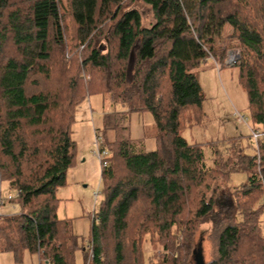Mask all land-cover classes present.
Wrapping results in <instances>:
<instances>
[{
	"label": "trees",
	"instance_id": "obj_1",
	"mask_svg": "<svg viewBox=\"0 0 264 264\" xmlns=\"http://www.w3.org/2000/svg\"><path fill=\"white\" fill-rule=\"evenodd\" d=\"M138 2L150 6L151 26ZM226 24L243 52L236 66L263 138L245 152L232 136L242 152L214 149L209 165L203 143L183 133L203 123L197 71L209 57L225 60L216 38ZM36 75L50 87L32 90ZM93 94L125 110L103 116L115 138L103 143L98 218L81 238L58 217L56 192L76 160L77 108ZM145 111L156 123L153 149L128 124ZM235 172L247 181L230 187ZM0 175L21 208L0 215V252L17 261L29 250L47 264H76L81 250L85 264L91 238L90 264H196L195 235L209 223L215 252L206 260L203 250L206 264H264V0H0ZM148 232L172 254L147 263Z\"/></svg>",
	"mask_w": 264,
	"mask_h": 264
},
{
	"label": "rangeland",
	"instance_id": "obj_2",
	"mask_svg": "<svg viewBox=\"0 0 264 264\" xmlns=\"http://www.w3.org/2000/svg\"><path fill=\"white\" fill-rule=\"evenodd\" d=\"M135 8L141 12L143 25L151 26L154 18L150 6L138 2ZM220 9L227 14L228 2L221 4ZM233 33L234 28L226 24L221 29L220 36L216 38V47L222 50L227 49L225 60L219 61L221 59L209 57L198 68V79L205 95L203 106L205 117L201 125L188 127L183 133L189 142L203 143L209 165L213 161L212 151L214 149H218L225 157H233L237 151L242 152L241 148L239 149L241 145L237 142H235L236 147L231 148L232 142L228 138L232 136L241 137L239 141L242 142L245 152H251L255 142L251 128L260 130L252 118L248 91L240 81L239 68L236 64H240L243 52ZM54 57L59 58L56 55ZM59 64L61 65V63ZM51 67L57 71L58 66H54V62H51ZM60 72L62 73L61 69L57 71L58 74ZM34 78L38 79L39 83H34L32 90L37 91L50 87L51 82L41 79L39 75L34 76ZM124 110L123 105L114 104L101 94L90 95L77 108L72 134V138L76 142V160L66 173V184L56 192L59 199L56 211L60 219L71 221L74 232L81 238L88 237L92 222L98 218L97 211L102 197L101 164L93 152L96 150V132L101 136L102 143L114 141V131H104L103 129V116L109 112H122ZM242 117L245 120H242ZM128 124L133 138H145L147 147L155 148L154 136L157 133V128L151 112H132ZM0 181H2L1 175ZM246 181L247 175L245 173L235 172L230 176L229 186L237 187ZM14 194L15 192L9 188L7 181L0 182V215L20 212V206L9 201V197L14 196ZM210 230L211 225L209 223L202 224L195 235L196 243L201 237L204 239L202 247L206 260L211 259L215 252L214 241L208 237ZM108 238L110 241L112 240L111 236ZM90 241L91 238L85 243V264H90L94 257L93 244ZM142 242L144 260L147 263L156 261L165 253L172 254L170 250L166 251L163 248L157 232L146 233ZM109 245L112 243L109 242ZM109 249L111 251V248ZM83 256V251H77L76 264H84ZM0 264L47 263L41 261L37 253L25 250L20 261L15 259L12 251L0 252Z\"/></svg>",
	"mask_w": 264,
	"mask_h": 264
},
{
	"label": "built area",
	"instance_id": "obj_3",
	"mask_svg": "<svg viewBox=\"0 0 264 264\" xmlns=\"http://www.w3.org/2000/svg\"><path fill=\"white\" fill-rule=\"evenodd\" d=\"M242 120H245V119L242 117ZM251 134H252V137L255 143H258L260 138H262L263 136L260 130L253 129V128H251ZM95 145H96V150H94L93 152L98 158V160L100 161L101 167H104L107 164L106 157L109 155V151L103 147V143L101 142V136H99L98 134H96L95 136ZM96 196H97V193H96ZM11 197L12 196H10L9 198ZM1 204H2V201H1Z\"/></svg>",
	"mask_w": 264,
	"mask_h": 264
},
{
	"label": "water",
	"instance_id": "obj_4",
	"mask_svg": "<svg viewBox=\"0 0 264 264\" xmlns=\"http://www.w3.org/2000/svg\"><path fill=\"white\" fill-rule=\"evenodd\" d=\"M194 255L196 259V264H206L203 258V247L202 240L198 242L197 248L194 250Z\"/></svg>",
	"mask_w": 264,
	"mask_h": 264
}]
</instances>
